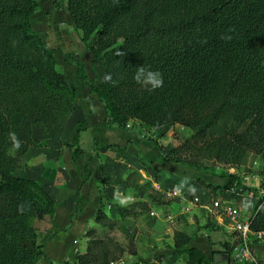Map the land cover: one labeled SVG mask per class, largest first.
<instances>
[{"label":"trees","instance_id":"16d2710c","mask_svg":"<svg viewBox=\"0 0 264 264\" xmlns=\"http://www.w3.org/2000/svg\"><path fill=\"white\" fill-rule=\"evenodd\" d=\"M64 1L72 32L80 33L82 42L96 34L88 50L104 76L91 93L105 106L108 129L125 131L131 120L155 130L179 123L191 135L161 162L196 170L240 166L250 154L264 159V0ZM38 8L37 0H0V264H36L43 257L35 223H50L55 201L37 183L15 174L28 149L40 146L32 131L47 138L75 110V91L35 32ZM74 64L78 79L86 81L82 65ZM141 66L159 71L163 86L149 91L136 83L133 76ZM106 75L112 80L106 82ZM80 154L74 149L73 161ZM145 190V185L137 189L144 195L141 202L164 204ZM225 190L219 186L214 194L224 198ZM252 191L249 208L258 211L254 229H263L264 201ZM23 204L33 215L21 210ZM139 206L119 205V218L134 215ZM94 222L110 231L115 226L102 203ZM83 236L85 250L75 264H115L123 254L108 237H97L96 227ZM178 244L187 264H214L215 254L231 259L226 243L211 257Z\"/></svg>","mask_w":264,"mask_h":264},{"label":"crops","instance_id":"0c3cea01","mask_svg":"<svg viewBox=\"0 0 264 264\" xmlns=\"http://www.w3.org/2000/svg\"><path fill=\"white\" fill-rule=\"evenodd\" d=\"M63 10L66 22L58 24L59 32L55 30L58 15H51L48 23L41 21L45 22L41 23L45 27L39 23L35 32L43 35L46 46L54 53L56 50H72L82 56L86 53L84 59L85 62L88 60V63L83 62L86 81H80L74 63L69 60H57L67 84L75 91V110L53 128L47 138L37 129L32 131L33 138L40 142V146L28 149L21 158L22 168L15 174L17 178L37 183L55 201L50 223H35L38 242L43 252V257L36 264H75L78 253L81 254L85 250L86 239H82V236L88 229L96 227L94 218L99 204L102 203L107 209L109 201L117 197L122 203L125 202V186L113 193L110 190L111 185L104 186V176L114 169L117 171V178L113 180L123 184L121 178L126 169H139L140 164L144 163L154 170V158L161 160L164 156L157 147L140 142L136 131L130 128L125 131L110 130L106 127L108 116L105 106L91 93L92 85L97 87L103 80V66L99 61L93 60L89 50L83 51L78 34L71 30L72 22L66 16L68 12L64 7ZM66 73L72 75V82L68 81ZM76 148L81 154L78 160L73 161L72 151ZM146 158L152 159L146 161ZM157 163L161 169L154 171L155 176L161 181L178 182L175 175L182 172L178 169V164ZM164 170L167 171L166 174ZM234 182L235 179L230 177L224 182L225 187H222L227 189ZM137 198L142 199L141 196ZM143 206H146L145 210L152 220L162 219L161 206H151L148 203ZM21 210L33 215V209L28 204H23ZM200 210L205 212L203 208ZM150 212H155L156 218L151 217ZM168 217L173 216H163L164 221ZM190 248L197 249L195 246Z\"/></svg>","mask_w":264,"mask_h":264},{"label":"rangeland","instance_id":"374dc122","mask_svg":"<svg viewBox=\"0 0 264 264\" xmlns=\"http://www.w3.org/2000/svg\"><path fill=\"white\" fill-rule=\"evenodd\" d=\"M37 2L38 4L41 3V6L37 9L34 19L35 28L39 26V23L40 26L45 22L48 23L51 15H58L59 19L55 30L59 32L58 24L66 22L63 10V7L66 8L65 1L37 0ZM66 16L69 19L68 14ZM43 20L45 22H41ZM77 34L79 41L83 44V51H88V47L93 43L96 34H93L85 42L81 41V34ZM85 54L82 56L79 52L76 53L72 50H56L54 57L56 61L69 60L72 63H79L83 67V62L85 64L86 62L88 63V60L85 62ZM88 57L91 59L89 52ZM60 69L62 70L61 67ZM66 76L68 81L72 82V75L66 73ZM128 126V128L137 132L136 135L140 137L138 139L140 142L148 145L149 143L151 145L152 143L159 145L163 155L174 149L191 135V131L179 123L170 124L160 130L148 128L136 120H131ZM159 135H163V137L160 138ZM157 151L155 152L158 153ZM151 159H147L146 161ZM153 161L156 163L154 170L144 163L140 164L139 169H126L125 174L121 178L122 183L125 182L124 184L113 180L117 178V171L114 169L111 170L110 174L104 176V186L110 187L111 185L110 190L113 193L120 191L122 189L121 186H125V202L122 203L120 198L117 197L109 201L107 208L109 219L115 225L114 229L110 231L96 225L97 237L105 239L104 236H106L124 250L115 264H187V257L182 256L178 252V243H185L188 247L195 246L208 257L212 256V252H223L220 245L232 242L233 237L231 234L215 226L210 219V215L200 210L201 207H193L189 203L197 196L201 198H219L220 195L214 194L215 188L219 186L225 187L226 184L224 182L226 180L230 179V177H240L244 171L262 168L264 166L262 160L250 154L243 165L214 164L212 167L202 170L178 164V169L182 172L179 174L178 172L177 174L175 173L178 179L177 183L163 180L157 183L154 180L156 177L154 171L158 172V169H161V166H158L160 164L157 163L161 162V160L155 157ZM170 164L173 165L172 163ZM253 165L256 167L253 168ZM164 171L166 174L167 171ZM222 175H226L227 178H222ZM142 185L146 186L145 194L146 191L151 195L156 194V197L164 203L161 206L162 212L160 214L163 216H173V223L164 221L163 216L161 220H152L148 216L145 210L146 206H143L142 200L137 198V196L144 197L143 193L137 191ZM176 190L181 192L180 197L169 198L167 196L168 194H173ZM135 203H141V206L136 209L134 215L120 219L117 210L118 206L133 205ZM182 213L185 214L183 215ZM82 239H85V237L82 236ZM254 251L256 257L264 263V248L255 247ZM230 258L234 259L232 251L230 252Z\"/></svg>","mask_w":264,"mask_h":264},{"label":"built area","instance_id":"2783aa9c","mask_svg":"<svg viewBox=\"0 0 264 264\" xmlns=\"http://www.w3.org/2000/svg\"><path fill=\"white\" fill-rule=\"evenodd\" d=\"M264 163V159L262 160ZM256 166L253 165V168ZM264 166L257 170H247L241 173L239 183L235 182L226 189V197L201 198L195 197L190 201L193 207H201L210 215L215 226L227 231L233 237L228 243L233 254V261L237 264H264L255 255L254 248H264V228L254 229L255 215L251 212L249 200L253 191H257L260 200L264 201ZM171 197H180L181 192L176 190ZM264 203V202H263ZM150 216L156 218L155 212ZM174 218H166V222L173 223Z\"/></svg>","mask_w":264,"mask_h":264},{"label":"clouds","instance_id":"9594fccd","mask_svg":"<svg viewBox=\"0 0 264 264\" xmlns=\"http://www.w3.org/2000/svg\"><path fill=\"white\" fill-rule=\"evenodd\" d=\"M222 39L230 40V36H223ZM133 79L136 83L142 86H148V90L152 91L163 86V76L159 71H152L147 67L141 66L137 68ZM112 80L111 75L105 76V81L109 82ZM15 139V137H13Z\"/></svg>","mask_w":264,"mask_h":264},{"label":"water","instance_id":"95a60500","mask_svg":"<svg viewBox=\"0 0 264 264\" xmlns=\"http://www.w3.org/2000/svg\"><path fill=\"white\" fill-rule=\"evenodd\" d=\"M213 260L214 264H223L225 262L233 263L231 259H229L226 255L223 254H215Z\"/></svg>","mask_w":264,"mask_h":264}]
</instances>
